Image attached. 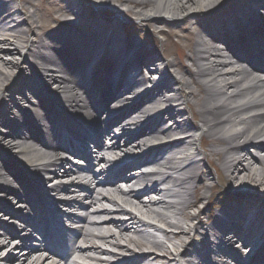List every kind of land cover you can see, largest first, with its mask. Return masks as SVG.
I'll use <instances>...</instances> for the list:
<instances>
[{
	"label": "bare ground",
	"instance_id": "1",
	"mask_svg": "<svg viewBox=\"0 0 264 264\" xmlns=\"http://www.w3.org/2000/svg\"><path fill=\"white\" fill-rule=\"evenodd\" d=\"M0 1V123L7 128L10 127L6 122V118L16 112L20 108V104L22 105L23 103L35 105L33 110L44 128L50 132V138L53 137L52 134H54L55 128L59 127L55 126L54 119L51 118L52 115L47 110L45 103L60 97L63 101L70 103V105L76 103L74 106L81 111L80 108L84 104L83 96L88 88V74L87 72H80L78 81L70 76L69 71L73 68L71 62L58 59L60 55L63 56L66 51L68 52V50L64 49L69 45V39L66 36H69L68 33L70 32H72V38L74 39L78 36H83V39L77 41L80 44L77 50L84 53L83 57H91L78 61L80 65L92 67L94 66L92 63L93 58L100 57L98 69L103 72V68H100L103 65L107 71H110L105 73V76L112 75L116 67L119 69L124 67V61L130 53L134 56L133 63L138 67L139 71L141 70L142 72L143 70V62L145 65L153 64L155 66L154 56L150 55L153 52L151 49L141 46L134 39L128 41L126 34H129V32L122 19L118 17L120 14L128 17L136 16L140 20L153 22L157 25H168L169 23L177 25L179 31H185V36L187 37V42L181 44V50H189V52L183 53L181 58L174 57L173 60L169 61V65L173 70L172 73L178 75L175 76L177 87L170 85L166 77L159 79L158 83L150 88L151 90L142 95V97L145 96L142 101L135 102L124 108L118 106V114L114 115L115 118L111 122L113 124H124L123 122L135 120V118L128 117L133 113H144L149 107H153L154 104H158L163 100L172 101L174 106L171 108L162 106V108L152 109L156 113L149 115L148 119L155 117L150 121L148 119L139 120V125L142 128L132 136L124 137L125 135H123L113 138H110L111 134L103 136V141L95 143L96 153L91 154L96 160L99 156H103L104 159L108 153H115V155L121 156L123 152L139 149L145 141L151 139L149 136L152 134L155 137L160 135V133L169 134L170 141L163 144V149L180 150L183 154L182 158L177 162L170 159L162 161L156 157L150 158L149 156H146V158L149 157L148 161H151V163H156L162 168L172 170V175H167L168 171L161 169L159 176L154 175L150 178L148 173L140 174L138 177L133 178V181V179L128 178L123 173L133 165V163L128 162L123 164L120 173L114 176L129 179L127 189L120 188V184L115 186L107 185L110 181L104 175L109 174L113 170L114 166L112 165L120 158L114 160V162L109 160V163H112V167L108 165L101 168L102 172L100 170V173H94L92 176V171L87 165L83 168L78 165L66 167V162L65 164L63 163L64 156L60 157L61 152L52 145V142L38 141L37 143V135L34 132L28 131L25 133L22 128L18 131L11 130L7 132L0 128V179H4L8 175L5 169L12 165L8 162L10 159L8 157L12 154L17 159L24 160L29 167H35L34 171L38 176L36 183L42 191L53 190L60 192L64 190L69 194L80 195L82 190H86L91 199L87 203L78 204L86 212L81 216H76L83 223L77 229L82 235V239L91 240L98 238L109 241V243L116 245L122 250L132 249V247L123 242L124 240L132 241L139 246L150 245L153 249L145 250L143 251V253L145 252L144 254L121 264H152V261L167 256L157 251V249L166 250V245L156 232L146 230L147 227H153L157 232L161 231L163 236H165L164 239L166 238L168 241L176 238L181 240L182 243L185 237L189 236L191 238L196 235L200 238L201 234L199 231L210 230L211 225L208 223L206 225V221L204 220L203 222L202 220V212L191 213L189 211V208L195 207L199 201L205 198L206 189L209 187L208 183L205 182V176L210 179L213 175L210 170L201 171L199 167L202 161L199 160L198 162L194 159L201 146L204 160H207L210 164L214 162L220 176L223 178L224 185L233 189L231 199L240 203L236 206L238 212H246L245 215L249 216L246 221L243 219L244 232L249 235H246L241 230L239 234H236L237 239L248 240L253 247L256 246L255 251L259 250V252L255 257L263 259L264 57H262L263 60L260 62H256L252 52L241 51L232 46V43L228 40L229 33L227 32L228 34L225 35L224 32L229 30L230 26H234V30L230 29L231 34L244 41L243 35L247 34L249 30L255 31L254 25H257L258 29L260 28V34L264 35L263 28L260 27V23L256 20L260 18L259 14L255 13L254 10L256 5L264 8V0H90L92 5L98 7V9L105 12L108 11L109 14L118 15L112 19H103L98 13L84 8L79 0H61L58 5V10L61 14L79 17L83 22L59 19L60 25L79 29V31L74 32L70 30L55 32V37L52 36L59 46L52 44V42L50 43L44 35L36 32L38 25L36 19H34L35 15L34 13H28L25 6V4L31 3L32 0ZM112 3L117 5L112 6ZM20 9L26 12L24 14L27 19L23 23L26 22L27 27L16 25L11 21L13 14ZM1 16L5 17L3 21H1ZM242 19L244 21L247 20L248 23H244ZM206 22L216 23L217 25L214 24L215 30H218L219 24L224 31L216 33L212 30V27L206 26ZM30 24L32 25L30 26ZM250 25L251 27H249ZM83 28L86 29L81 31ZM31 30L35 31L34 35L30 34ZM160 31L163 32L165 29L161 28ZM171 32L177 33L174 29H171ZM85 40H87V43H85ZM247 44L249 43L247 42ZM84 45L89 47L87 48ZM48 47L52 48L50 50H52L53 54L57 53L59 56L57 55L53 58L45 55L44 51ZM250 47H254L255 50L263 49L262 46L260 47L254 42H252ZM5 52H7L8 57L6 60H2V54ZM28 57H34L36 60L31 62ZM112 58L118 59L119 63L116 64ZM186 60L190 61L189 65L185 63ZM107 65H113V67L107 68ZM16 66H23V70L17 73L13 69ZM37 67L42 69L52 88L46 90L45 94H38L32 91L31 94L26 95L23 90L26 86L30 87L27 82L36 75L34 71H36L35 68L37 69ZM29 70L33 72L31 71L27 80H25L24 75ZM169 78L174 77L170 74ZM146 79H148V76H143V79L141 76V78L137 79V82H142ZM8 80L11 81V85L7 83ZM122 80L125 85H128V88L133 87L130 83L126 84L125 79ZM20 83L22 84L20 85L21 87L19 86ZM81 88H84L83 91H81ZM3 93L4 95H2ZM131 98H133V95L127 96L126 100ZM108 99L110 100V98ZM134 99L133 101L140 100L138 97ZM119 100H123V98ZM118 102L116 101L114 106H117ZM126 104L128 105V102ZM184 105L187 106L193 116L194 121L191 123L188 120L181 121L177 118V116H183L186 112L183 108ZM130 110L131 112L127 114ZM159 110L164 111L165 115H167L166 117L170 120L167 126L161 120V117L156 115ZM173 111L177 113V116H173ZM66 114L68 115V113ZM87 114H93V110L88 111ZM65 117L71 118L73 116L68 115ZM148 121V125L145 126ZM151 126H155V128ZM108 127L109 125L105 124L101 129H108ZM110 128H112V125ZM63 130L68 131L69 129ZM178 130L187 133V137L184 140L172 137V134ZM145 133L150 134L147 137ZM20 135V138L15 139ZM124 138H126L124 145L120 146V141ZM105 139L109 140L106 142ZM14 140H17V143H14ZM2 143H4L6 150L2 149ZM188 144H191L192 148H197V151L192 153L189 148L186 149ZM150 151L152 153L156 152L155 149ZM88 158L90 160L87 159V161L92 164L93 159L91 157ZM58 160L62 164L57 167L62 165L61 168H58L57 171H51L50 168L52 166H55V169L57 168L55 162ZM5 161L7 162L5 163ZM99 164L100 162H97L95 166ZM14 166L16 165L12 166L13 171L17 172ZM140 170L142 169L139 168L130 172L138 173ZM177 170H180V172L177 173ZM49 171L50 175L54 177L71 178L70 183L65 185L60 182L54 186L49 184L42 186L41 184L46 180L44 175ZM21 172L23 171L21 170ZM142 172L140 171L139 173ZM155 174L158 173L156 172ZM163 178L170 183L165 188L161 186L163 185L162 183H159V180ZM142 179L150 180L148 183L152 189H143L145 194L135 189L136 182ZM48 180L50 179H47V182ZM195 181H199V183H195ZM240 181L246 182L245 185L247 187L238 186ZM29 184L28 176L21 177L19 187L24 193H26L24 188ZM175 184H178L177 188L174 187ZM1 193L2 195L6 194L11 199L14 198L12 186L0 180ZM15 200H17L16 203H19L23 201V198L16 197ZM106 201H111L121 206L114 209H118L121 214H127L121 216L124 219L120 220V216L117 217L119 218L117 221L114 218L108 219L109 216L107 217L105 214L115 213L116 210L105 206ZM61 202L74 206V201L69 197L62 198ZM125 205L131 206L132 209L139 211L150 219L159 217L170 229L168 230L165 225L152 224L151 220L146 221L136 212L128 211ZM0 208L12 215H19L17 211L11 210L2 204H0ZM229 209L224 208L223 210ZM236 209L233 208L231 211L234 212ZM69 217L71 219L75 218L74 216ZM179 217L189 221L188 227L185 226ZM125 218H128V220ZM220 220L222 219L217 216L212 222L218 223V226L223 228L222 222H219ZM111 223H115V226L119 228L118 232L112 231ZM224 225H227L226 221ZM3 228H7V226L4 221L0 220V264H4L3 260L5 259H14L18 261L16 264H42L46 260L50 261L49 264H62V262L55 260L53 256H46L39 263L35 261L30 263L32 256L40 253V251L36 250L35 252L34 248L28 244L23 246V250L20 253L21 256L20 254L14 255L10 251L4 255L3 251L6 249L11 248L12 252L13 248L11 246L14 241L5 236V233L2 232ZM41 230H45L44 227H41ZM189 230L198 233L190 234ZM210 235L214 236V234ZM231 237L232 234H229L223 236V239L231 244L235 239V237ZM179 244L175 246L178 247L176 249L177 254H180ZM173 245H176V243H173ZM17 247L19 246L17 245ZM70 248H75L72 254L92 258L100 261L101 264L110 262L112 259L105 255L100 256V253H112L116 257H123L126 254L125 252H112L110 248H104L98 242H93L88 246L83 244L80 239L72 241ZM184 251L182 255L185 259L187 254ZM255 257H251L252 262ZM68 264H74V260ZM79 264L84 263L79 262ZM188 264L194 263L188 260ZM237 264L245 263L237 258ZM257 264H264V261Z\"/></svg>",
	"mask_w": 264,
	"mask_h": 264
},
{
	"label": "rangeland",
	"instance_id": "2",
	"mask_svg": "<svg viewBox=\"0 0 264 264\" xmlns=\"http://www.w3.org/2000/svg\"><path fill=\"white\" fill-rule=\"evenodd\" d=\"M59 1H61V0H32L31 3L25 4L28 13H34V15H35L34 19H36V23L38 25V27L36 28V32L41 34V35H44L47 41H49L50 43L52 42L56 46H58V43L54 39L55 32L60 31L61 29H64L62 26L59 25L57 19H59V18H63V19L74 18L73 16H70V15L66 16L64 14H61V12L58 10ZM80 1L82 2L84 8H86L88 10H91L93 12H98L99 15L102 18H104V19H111V18L115 17V15H117V14H114V15L112 14V15L109 16L108 15L109 14L108 11L105 13V11L101 10L102 11L101 12V11L97 10V8L91 4L90 0H80ZM115 4L112 3V6L115 5ZM24 13H26V12H24L23 9L22 10L20 9V10H18V14L15 15V13H14L12 17L17 20V22H14L15 24L23 25L24 27H27V23L26 22L23 23L24 22L23 20L27 19L26 15ZM120 17H121L122 21L125 22L124 23L125 25H128V27L134 26V28H136V30L138 31V32H136L135 38H134V40L136 42L149 43L148 47H151L152 49H154L156 47V45H155L156 43L153 44L152 41H154V42L156 41L157 42V48L159 49V51H162L163 53L164 52L167 53V61L168 60L169 61L173 60L174 57L181 58L183 53L189 52L188 49L187 50H183V51L181 50V44H184V43L187 42V37L185 36V31H183V30H182V32L179 31L177 25H175L173 23H169L168 25H166V24L165 25H157V24H155L153 22L140 20L136 16L128 17V16H125L123 14H120ZM20 20H22V21H20ZM77 21L79 22L78 19H77ZM28 24H29V22H28ZM31 25L32 24H30V26ZM161 28L165 29V31H163V32L160 31ZM171 29H174L177 33H172ZM34 32L35 31L31 30L30 34L34 35ZM36 39H38V38L36 37ZM53 56H56V53L53 54ZM7 57H8V54H7V52H5V53L2 54V58L1 59L2 60L3 59L6 60ZM63 58L64 57L62 55H60L58 59H60V61H62ZM28 59H30L32 62H33V60L35 61L34 57H29ZM185 63L187 65H189L190 61L186 60ZM16 67L13 68V69L15 71H17V73H20L22 71V69H23V68H21L19 66H16ZM37 72L40 73L39 68H38ZM28 73H30V72H28ZM74 75H75V73H74ZM26 76H27V74L24 75V78ZM7 83H10V85L12 84L10 80H8ZM175 83H176V81L174 82L173 85H176ZM26 95H29V94L26 92ZM185 110H186V112L184 113V115L187 117L186 119H189L192 122L193 121L192 120L193 119L192 114L189 112L187 107L185 108ZM194 112H196V111L194 110ZM174 116H177V113H175ZM183 116H180L179 119H181V120L184 119ZM197 118L199 120L198 116H197ZM198 120H196V121H198ZM116 130L119 131V129H113V130H110V132L113 133V131L115 132ZM129 130H131V132H133L134 129H129ZM176 132H179V130L176 131ZM172 135H174V134H172ZM112 136H114V135H112ZM175 136H178L177 133L175 134ZM15 142H17V141H14V143ZM1 145H2V149L6 150L4 144L2 143ZM214 164H215L214 162L212 164H210L208 162H204V163L200 164L201 168L204 166L203 168L206 171L211 170L212 173L214 174V176H213V178L211 180H209L207 182L209 187L206 189V194H205V198L203 199V201L200 202L198 205H196L194 208H189V211H191V213H198V212L201 211L204 214V216L206 217L207 213H209V212L212 213L213 212V203L220 201V197L219 196L224 191V187L222 186V184H224V181H223V179H220L219 173L217 172V169H216ZM9 173L11 174V172H9ZM194 176H196V175H194ZM10 178L12 179L13 175ZM10 178H9V176L7 177L8 180H10ZM51 181H50V183H51ZM54 183H56V182H53L51 184H54ZM195 183H199V181H195ZM245 184H246V182H241V181L238 182V186H240L242 188L247 187ZM125 186L126 185L123 184V187H125ZM230 186H232V185H230ZM216 188H219V190H218V192L214 193ZM18 193H21V191L18 190ZM213 193H214V195L212 197ZM51 195L54 196V197L58 196V195H56L53 192H51ZM83 196L84 195H81L78 199L79 200L82 199ZM12 200H14V199H12ZM52 202L57 204V205H53V206H58V207L60 205L62 206V204H59V202H57V201H52ZM8 203L12 204V206L10 204H6L8 207L9 206L10 207L15 206V204L13 205V203H11V201H8ZM107 203H108L107 206H109V207H116L117 206L116 204H114V203H112L110 201L107 202ZM63 206H65V205H63ZM16 208H18V205L16 206ZM67 208L68 209H65L66 210V214H73V213L70 212L71 211V210H69L70 208L69 207H67ZM220 208H221V206L219 207V209ZM1 210H2V208H0V211ZM76 210H78V209H73V211H75V213H76ZM217 212H218V210L215 211L214 214H217ZM2 214H4V213L0 212V220L4 221L6 226L10 227L9 229L15 230V232H16V227L14 225H12L11 221H9V216H6V214H4V215H2ZM73 215H75V214H73ZM5 217L7 219H5ZM62 217L64 218L63 221H66V222H68L71 225L74 224V222L67 220V217H65V216H62ZM179 218H181V221L185 224V226L187 225V223H189V221L187 219H184L182 217H179ZM154 221H156L160 225H165L164 222L162 220H160L159 217H155ZM75 227H77V226H75ZM165 227L168 230L170 229L166 225H165ZM174 229H176V228H174ZM117 230L118 229L114 228L115 232H117ZM30 234H34V235H32V237H31V236H29ZM157 234H158L159 238L165 242V245H166V250H160V249L158 250L157 249V251H159V253H162V254L167 255V256L166 257L163 256L159 260H156L154 262V264H182V263L188 264L187 261L185 262L183 259H179L178 256L175 257L173 252L176 251V249L178 247H175V246H177L179 243H181V244H179V249H184L185 244L186 243L189 244L193 240L196 243H198L197 242L198 240L195 239L196 235L193 236L194 239H192V238L190 239L189 236L185 237L184 240H183V243H182L181 240L176 239V238L173 239L172 241H168L166 238L164 239L165 236H163L161 231H158ZM194 234H195V231H194ZM6 235H7V233H6ZM37 236L38 235H37V232L35 231V229L32 228L31 226H29L26 231L22 232L20 235L14 236V238H19L18 242L21 241L20 240L21 238H24L25 240H28L30 244H34V241H37V238H38ZM135 237H137V236H135ZM22 241H24V240H22ZM98 242L101 243V244L105 243L104 241H98ZM123 242L125 244H128L130 247H132L131 250H135L136 249V250L142 251V250H147V249H153L150 245L139 246V245L135 244L132 241H125L124 240ZM173 243H176V245H173ZM13 246L14 245L12 244V246H11L13 248L12 252H11V248H10V249L4 250L3 254L6 255L7 252L10 251V253H14V255H19L21 253V251L23 250L22 249V244L19 247H17V246L13 247ZM106 246H109L113 250H116V251L128 252L127 255L124 256V257L116 258L113 255L108 256L110 258H114V262H112L111 264H117V263L123 262L125 260L132 259V258H134V256L137 255L136 253L131 252L130 249L121 250L119 248H116V247L112 246L108 242H106ZM200 255H203V254H198L197 255V253H195V255L192 257V259L189 258L188 260L193 261L195 257H197V256L200 257ZM20 256H21V254H20ZM40 257H41V254L34 256L31 259L30 263H34V261H37V262L39 261L40 262V260H41ZM202 259L206 260V263L209 262V261L213 262V258H209L208 259L207 257L204 256ZM202 259L201 258H196V262L204 264ZM86 262H93V260H90V261L87 260ZM214 262L216 264H221L220 262H218L217 259L214 260ZM3 263L4 264H12V263L16 264V263H18V261H15L14 259H12V260L5 259V260H3ZM48 263L49 262H44L42 264H48Z\"/></svg>",
	"mask_w": 264,
	"mask_h": 264
}]
</instances>
